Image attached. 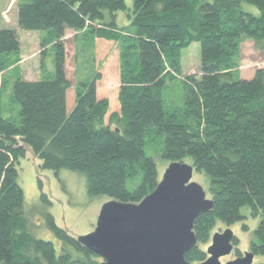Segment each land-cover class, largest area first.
Listing matches in <instances>:
<instances>
[{
  "label": "trees",
  "instance_id": "16d2710c",
  "mask_svg": "<svg viewBox=\"0 0 264 264\" xmlns=\"http://www.w3.org/2000/svg\"><path fill=\"white\" fill-rule=\"evenodd\" d=\"M241 2L254 5L258 14L239 10ZM126 8L124 0L17 1V26L47 32L40 43L53 47L54 75L15 78L12 99L20 107L18 122L4 116L0 107V264L101 261L59 227L50 212L43 213L44 220L61 241L60 253L51 241L29 233L16 168L28 148L43 169L84 172L88 196L138 203L158 182L156 163L144 152L150 131L163 134L164 159L189 157L195 170L209 178L213 206L194 220L197 244L185 259L205 260L208 254L200 244L208 242L216 221L229 225L242 219L246 205L262 214L250 251L264 255V0H132L129 24L118 26L117 11ZM67 30L75 32L74 38L90 33L98 44L97 55L106 57L91 80L76 81L69 110L71 83L63 42ZM244 39L263 50V65L250 78H242L239 71ZM192 42L199 44V74L183 76V106L166 117L164 77L181 76V50ZM110 43L118 59L115 75ZM19 52L17 30L0 25V93ZM44 55L42 49L41 71ZM158 65L159 85L151 83ZM112 77L118 83L115 92L107 88ZM100 85L105 92L100 93ZM40 197L50 203L45 193ZM238 242L233 237V245ZM235 252L240 254L238 248Z\"/></svg>",
  "mask_w": 264,
  "mask_h": 264
},
{
  "label": "rangeland",
  "instance_id": "374dc122",
  "mask_svg": "<svg viewBox=\"0 0 264 264\" xmlns=\"http://www.w3.org/2000/svg\"><path fill=\"white\" fill-rule=\"evenodd\" d=\"M127 8L117 11L115 22L118 26L129 24L128 13L132 7V0H124ZM195 1V0H189ZM242 11H248L258 14L257 8L249 3L241 2L238 8ZM7 10L1 13L4 19H7ZM19 37L22 39V48L18 55V60L13 63L4 76V84L0 93V107L4 116H10L16 122L19 121V104L12 99V85L17 76L25 79H33L41 75L51 77L54 75L53 56L54 50L51 44L41 45V40L47 37L43 30H26L18 27ZM73 30H67L64 37L65 47V70L66 76L70 80L68 110L75 101V83L76 81H89L92 79L95 71L102 68L105 61L104 55H97V41L90 33H79L74 38ZM45 37V38H44ZM46 42V40H45ZM109 52L116 57L113 66V75L117 68V53L114 45L110 43ZM239 50V71L242 78H250L255 69L263 65V50L251 39H244L240 43ZM45 50L43 56L44 67L40 69L41 50ZM158 51V49H157ZM116 55V56H115ZM199 44L192 42L188 47L181 50V76L164 77L162 85L163 107L165 116L172 112H180L183 106V76L187 74H199ZM14 57V56H12ZM15 58V57H14ZM13 59V58H12ZM160 54L158 52V63ZM105 63V62H104ZM15 67V68H14ZM161 70L158 65L157 74L151 79V83L160 81ZM118 83L114 77L107 84V88L116 91ZM104 86L100 85V93L105 92ZM117 102L112 98V105ZM114 107V106H113ZM118 108V106H117ZM113 109V108H111ZM163 151V134L150 131L145 136L144 152L146 156L152 157L156 163L158 181L171 162L164 159L161 154ZM183 162L191 164V159L185 157ZM41 160L36 157L30 148L27 149L25 156L20 157L16 163L18 171L17 183L23 192L22 214L28 221V231L34 238L49 240L53 243L56 253L61 251V241L47 228L44 220V212H50L55 223L67 230L74 237L86 235L94 230L97 217L102 205L112 200L108 195H97L90 197L86 191L85 173L81 171L61 168L57 171L43 169L40 167ZM39 180L41 184H39ZM191 181L198 183L205 191L207 198L210 197L209 178L202 172L193 170ZM130 187L131 185L128 184ZM41 193H45L50 203L41 199ZM243 218L229 225L217 220L211 230L208 242L201 243L204 249L211 244V236L214 232H221L225 228H230L239 242L234 246L232 252L219 258L221 262L234 259L238 248L240 252L250 250V241L253 239L254 230L262 217L260 210L257 212L250 205L241 208ZM208 256V255H207ZM207 258V257H206ZM205 258V259H206ZM204 261V260H203ZM202 262V261H200ZM194 261L191 264H198ZM251 264H264V255H253Z\"/></svg>",
  "mask_w": 264,
  "mask_h": 264
},
{
  "label": "water",
  "instance_id": "95a60500",
  "mask_svg": "<svg viewBox=\"0 0 264 264\" xmlns=\"http://www.w3.org/2000/svg\"><path fill=\"white\" fill-rule=\"evenodd\" d=\"M195 166L171 161L156 187L138 203L105 202L96 225L78 241L98 255V264H191L185 253L197 244L194 220L208 212L213 201L202 186L191 181ZM235 237L230 228L214 232L207 258L198 264H251L253 252L226 262Z\"/></svg>",
  "mask_w": 264,
  "mask_h": 264
},
{
  "label": "crops",
  "instance_id": "0c3cea01",
  "mask_svg": "<svg viewBox=\"0 0 264 264\" xmlns=\"http://www.w3.org/2000/svg\"><path fill=\"white\" fill-rule=\"evenodd\" d=\"M17 1L18 0H0V25H1V27L14 28L18 32L19 28L17 26ZM6 10H7V14H6L7 19H4L1 16V13L5 12ZM73 33H74V31H73ZM18 36H19V32H18ZM19 41H20V47L22 48V44H24V43L22 42V39L20 37H19ZM36 78H39V77H36ZM36 78H33V79H36ZM23 79H25V78H23ZM68 102H69V89L66 93L67 108H68ZM73 104H74V102H73ZM73 104L70 106V108L73 106ZM2 113H3V111H2Z\"/></svg>",
  "mask_w": 264,
  "mask_h": 264
},
{
  "label": "flooded vegetation",
  "instance_id": "af4514ba",
  "mask_svg": "<svg viewBox=\"0 0 264 264\" xmlns=\"http://www.w3.org/2000/svg\"><path fill=\"white\" fill-rule=\"evenodd\" d=\"M245 252H246V251H242V252H240V254H239V255H235L234 258L239 257V256H242Z\"/></svg>",
  "mask_w": 264,
  "mask_h": 264
}]
</instances>
